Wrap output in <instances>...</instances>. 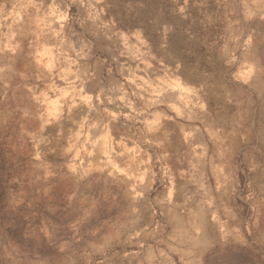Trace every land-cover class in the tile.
I'll use <instances>...</instances> for the list:
<instances>
[{"label":"rangeland","instance_id":"rangeland-1","mask_svg":"<svg viewBox=\"0 0 264 264\" xmlns=\"http://www.w3.org/2000/svg\"><path fill=\"white\" fill-rule=\"evenodd\" d=\"M59 249L264 264V0H0V264Z\"/></svg>","mask_w":264,"mask_h":264},{"label":"clouds","instance_id":"clouds-1","mask_svg":"<svg viewBox=\"0 0 264 264\" xmlns=\"http://www.w3.org/2000/svg\"><path fill=\"white\" fill-rule=\"evenodd\" d=\"M129 167H131V165H129ZM73 171H75V169H73ZM46 228H47V225L45 226V228H42L41 229V232L44 234V235H47V231H46ZM197 237H193V239H196ZM61 253H63V249H59V251H56L54 253L56 259H51V260H48V261H44L42 262V264H62V256H61ZM161 264H164V262H161Z\"/></svg>","mask_w":264,"mask_h":264}]
</instances>
